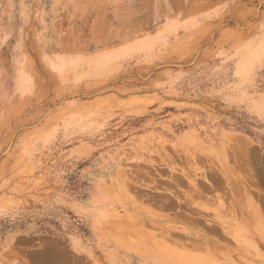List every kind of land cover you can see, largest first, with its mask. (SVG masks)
<instances>
[{
	"label": "rangeland",
	"instance_id": "1",
	"mask_svg": "<svg viewBox=\"0 0 264 264\" xmlns=\"http://www.w3.org/2000/svg\"><path fill=\"white\" fill-rule=\"evenodd\" d=\"M231 263L264 264V0H0V264Z\"/></svg>",
	"mask_w": 264,
	"mask_h": 264
},
{
	"label": "bare ground",
	"instance_id": "2",
	"mask_svg": "<svg viewBox=\"0 0 264 264\" xmlns=\"http://www.w3.org/2000/svg\"><path fill=\"white\" fill-rule=\"evenodd\" d=\"M196 191V190H195ZM197 193V192H196ZM195 195V194H194ZM198 196V195H197ZM261 201V200H260ZM259 203V202H258ZM260 205H261V203H260ZM255 206H257V205H255ZM257 212H259V214H260V212L261 211H259V209H258V211ZM256 212V213H257ZM260 216V215H259ZM257 217V216H256ZM258 218H260V217H258ZM260 221V220H259ZM260 223V222H259ZM260 225V224H259ZM218 230V229H217ZM218 232V231H217ZM220 233V232H219ZM226 234V233H225ZM190 235V234H189ZM199 235V234H198ZM179 239V238H178ZM196 244V243H195ZM200 245V244H199ZM198 246V245H197ZM199 248V247H198ZM179 253H181V255H182V253H184V252H179ZM182 256H184V255H182ZM227 260V259H226ZM233 262V261H232ZM230 263V262H229ZM232 264V263H231Z\"/></svg>",
	"mask_w": 264,
	"mask_h": 264
}]
</instances>
